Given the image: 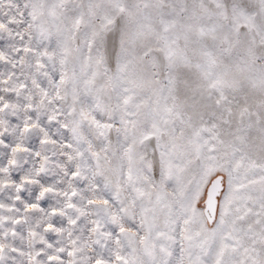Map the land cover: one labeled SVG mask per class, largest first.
Instances as JSON below:
<instances>
[{
	"label": "snow or ice",
	"instance_id": "6c2138e0",
	"mask_svg": "<svg viewBox=\"0 0 264 264\" xmlns=\"http://www.w3.org/2000/svg\"><path fill=\"white\" fill-rule=\"evenodd\" d=\"M71 2L56 0L50 5L47 0H28L27 21L23 11L18 10L16 16L0 20V32L12 35L8 25L18 23H25L29 29L27 40L25 33H15L23 42L16 51L30 58L34 77L39 74L48 79L47 87L36 78L32 84L41 100L51 106L49 126L55 121L68 133L69 139L60 144L65 155L68 159L78 157L71 172L66 173L70 191L66 190L64 196L69 201L84 199L78 197L76 183L86 179L87 205L93 209L83 213L89 219V231L96 235L97 243L101 239L112 241L110 260L98 255L90 257L89 264H264V161L251 162L243 138L226 140L216 121L194 127L186 143L182 142L183 128L192 125V118L186 115L185 103L175 95L172 69L180 53L175 40L166 35L167 25L157 34L169 73L164 85L150 81L137 70V63L145 61L130 54L129 46L147 34L150 23L137 21L126 0H113L111 10L100 17L99 23L91 22V0L74 5L73 11L76 7L80 10L72 16L55 11L67 8ZM4 7L19 8L14 0H0V9ZM148 19L144 17V21ZM53 38L55 47L45 45ZM109 49L115 53V71L108 67ZM151 56L145 48L144 57ZM4 59L5 52L0 49V60ZM49 64L55 66L58 78L53 79L47 72ZM198 67L208 83L199 92L197 104L208 106L212 99L209 85L219 92L215 103L224 104L227 98L222 91V74L210 71L211 64ZM260 77L264 79V70H260ZM146 84L151 87L146 89ZM82 97H91L92 103ZM6 109V104H0V111ZM21 131L24 135L37 134L36 147L21 146L37 162L46 155L41 145L58 143L39 119L28 117ZM164 136L168 137L166 141ZM153 143V151L158 153L155 161L146 151ZM0 145L9 148L10 153L18 150L2 138V133ZM16 163L10 158L0 166V174L10 175V167ZM29 182L38 186L35 196L30 202L22 201L20 196L17 199L25 208L55 218L57 210L48 198L53 187L39 180ZM17 190H22L19 184ZM67 207L76 204L70 202ZM101 212L115 232L103 231ZM250 216L255 220L248 223ZM20 222L18 218L16 223ZM68 222L75 225L78 220L70 217ZM55 227L49 223L45 231ZM11 235L14 237L16 232L13 230ZM6 242L7 237L0 240V254H6ZM177 244L179 255L173 257ZM60 252L74 257L72 246ZM20 254L28 256L27 264H37L30 253ZM47 259L49 264L56 260L65 264L61 256L49 255ZM69 264H75V260Z\"/></svg>",
	"mask_w": 264,
	"mask_h": 264
},
{
	"label": "rangeland",
	"instance_id": "374dc122",
	"mask_svg": "<svg viewBox=\"0 0 264 264\" xmlns=\"http://www.w3.org/2000/svg\"><path fill=\"white\" fill-rule=\"evenodd\" d=\"M47 2L52 5L56 3V0H47ZM91 2L94 12L91 22L99 23L100 17L111 10L113 0H91ZM14 3L18 5L19 8L4 7L0 9V20L7 21L10 15L16 16L17 11L22 10L23 19L27 21L29 9L25 7V4L28 3V0H14ZM81 3L87 4L88 0H72L67 8L55 9V11L63 12L66 16H72L80 10L79 7H76L75 11H73V6L80 5ZM126 3L131 10L132 16L137 21L150 23V30L147 34L141 40L129 46L130 54L140 56L144 59V63H137V70L143 72L150 81L162 82L164 85L168 82L169 73L168 69L164 66L166 61L161 55V45L157 40V34L162 32L165 25L168 27L166 35L169 39L175 40V47L179 53L182 47V40L203 45V48L198 49L204 54V56H200L203 58V61L198 62L196 66L193 64V66H190V59L188 58H190L189 56H193L190 49L194 47L190 46L189 49V46H186L184 47L186 48V54H182V58L185 56V59L183 58L184 61L179 57L172 69V75L175 79V95L177 93L176 96L178 98L181 96L179 99H182L181 101L186 104V115L192 118V125L183 128L184 140L182 142L186 143L187 137L192 134L194 127L202 126L203 124H211L213 121H216L221 124L220 131L226 140H232L236 136L243 138L246 154L251 162L259 163L264 161V142L262 144V142L257 139L259 138V132L261 133L264 127L263 121L260 120L264 116V79L260 77V70H264V12L257 15V13L260 12L258 10L261 1L126 0ZM242 11L256 16L255 21L259 24L256 30L248 29L249 25L245 20L240 18L236 20V16H241ZM144 17H148V21H144ZM17 19H20V17L17 16ZM215 19L217 20L216 24L214 22ZM119 23L120 21H118V25ZM8 27L11 29L12 35L6 32H0V49L5 52L6 56V59L0 60V104L7 105L6 110L0 111V133H2V138L10 146H16L18 150L17 152L10 153L9 148L0 145V166L6 165L10 158L17 162L14 167H10V175L8 173L0 174V176H2V178H0V204L3 205V208H0V240L7 237V242L4 244L6 254H0V256H2V258H0V264H27L28 256L21 255V252L25 254L30 253L36 258L37 264H49L47 259L49 255L61 256L65 264H69L72 259L75 260V264H89V258H95L98 255L102 256L105 261H108L112 255V241L101 239L99 243H97L96 235L89 231V219L83 214L85 209L93 211V209L87 205V197L89 196V192L87 191L88 181L85 179L76 183L78 197H83L84 199L78 198L75 201H69L64 196L66 190L70 191V181L66 173L71 172L78 157L68 159L65 155V150L60 147V144L69 139L68 133L63 132V129H60L55 121L49 126V108L51 106L41 100L38 89L32 84V80L36 78L40 80L43 86L47 87L48 79L39 74H36L34 77V69L30 67V58L27 55L22 56L16 51L17 47L23 42L15 37V33H25L24 39L27 40L29 29L26 27L25 23L10 24ZM221 27L223 32H221L222 30L220 31ZM225 31H228V40ZM32 37L33 42H35V32L32 33ZM226 41H228L229 44L232 43V45H234L232 47H244L243 51L245 52L241 50L242 47L236 48L237 50H231L233 55L236 52L242 56L238 58V61H242L237 68L236 65L232 64L226 65L227 68L225 64L223 65V62H219L221 61L219 60V56H223L226 54L225 52H228L227 50L229 47L225 45L222 46V43ZM78 42L79 41H77V43ZM45 45L55 47V38H53L51 44L45 41ZM145 48L152 53L151 57H144ZM225 48H227V50ZM109 51L111 52V56L108 67L112 71H115V53L112 52L111 49H109ZM153 59L155 60L154 63L152 62ZM187 59L189 61H187ZM208 64L212 66L210 71L222 74L224 81L222 90L227 99L224 104L217 105L213 99L219 95V92L216 93L214 90L210 91L211 86L209 85L208 88L210 90H208L212 92V100L208 101L207 107H202L196 103L197 99L200 101V97L196 95V93L199 94V92L204 89L203 87L207 80L204 78V72H202L201 67H199L200 70L197 68L198 65L206 66ZM186 66L191 67V73L189 72L190 70L187 72L188 69L186 68L189 67ZM220 67H224L225 69L222 68V70H220ZM240 67L245 70L243 71L242 69L241 71ZM181 68H183L184 71H182ZM180 69L182 72H186V75L187 73L189 74L185 77L188 79V82L186 80V82L184 81L185 84H183L184 82L182 83V81L179 83L181 80L179 77L182 76L180 75ZM192 69L198 71L197 74L200 78L197 74L195 75ZM47 72L53 79L58 78L53 64L48 65ZM222 72H225L224 76ZM241 72H244L243 74L245 75ZM189 79H194L192 84H190L191 80ZM204 79L205 82L203 81ZM196 80L197 82H195ZM245 81L250 85L247 86L245 83L247 90H245V88L243 89ZM198 82L200 83V86H198L200 88L196 85V83L199 85ZM201 82L204 84L203 86ZM176 85L178 87H176ZM185 85H188L191 91L188 89V86ZM145 87L146 89L150 88L151 84H146ZM179 87L183 88V90L187 89V91H183ZM192 87L197 88H193L195 89L194 91ZM248 87H250V89H248ZM237 89L239 93H237ZM230 92L237 93V96L235 93L232 94ZM178 93L180 94L178 95ZM193 93L195 94L193 95ZM248 93H250V97H248ZM186 94H189V96ZM252 95L259 96L253 97ZM190 96L191 98L193 97V100ZM186 97L190 98V102L188 98L186 101ZM82 99L88 104L92 103L91 97H82ZM255 100H259V103ZM261 100L263 104L260 102ZM186 102L190 104L188 105ZM255 102H257V105ZM194 106H196V108ZM209 106L211 109H209ZM56 107H58V105H56ZM29 108L32 110L29 111ZM244 115L247 118H245L246 121L243 123L241 120ZM260 115L263 116L261 117ZM28 117H31V120L39 119V121L48 128L49 135L58 142L55 145L40 146L42 154L46 151V155L39 162L34 159L31 152H24L21 150L22 145L34 148L37 143L35 138L37 135L36 133L27 135L22 134L21 129ZM60 118L62 119L63 117L61 116ZM233 122L236 123V125L232 126ZM255 124L258 127L260 124V127L258 128ZM262 125L263 127L261 128ZM239 127L241 128L239 129ZM253 129H256L258 132ZM252 132L254 133L252 134ZM245 134L247 135L246 137ZM177 137L179 141V127L177 129ZM167 139V136L163 137V140L166 141ZM113 140L115 141V136H113ZM72 143L75 144V140H73ZM81 147L83 148L84 146L82 145ZM154 148L155 143L150 145L146 151L148 157L155 161L158 160V153L153 151ZM38 172H40L39 175L37 174ZM156 179H159L158 172L156 173ZM35 180H39L53 187L54 191L49 193L48 198L52 206L57 210L55 218L50 217L44 212L24 207L22 201L30 202L31 198L36 194L37 184L29 182ZM17 184L21 186V191L17 190ZM257 187H259V185H257ZM18 196L22 198V201L17 199ZM70 202L75 203L76 207L68 208L67 204ZM81 205L84 207H80ZM249 206H251V201L249 202ZM100 216L103 217L104 220L103 231L115 232L113 225L108 221V217L104 215L103 212L100 213ZM70 217L76 218L78 222L75 225L70 224L68 222ZM18 218L21 222L17 224L16 220ZM91 218L95 219L96 217L93 215ZM253 220H255V217L250 216L247 222L251 223ZM49 223L55 224L56 227L45 231ZM13 230L16 232L14 237L11 235ZM71 241H75V245H70ZM48 245H51V247ZM69 246L73 247V258H69L66 254H61L60 252L62 248H67ZM12 248L19 251H11L10 249ZM179 251V244H177L173 252V257H177ZM38 253L39 255H37ZM51 264H61V261L56 260L51 262Z\"/></svg>",
	"mask_w": 264,
	"mask_h": 264
},
{
	"label": "bare ground",
	"instance_id": "6f19581e",
	"mask_svg": "<svg viewBox=\"0 0 264 264\" xmlns=\"http://www.w3.org/2000/svg\"><path fill=\"white\" fill-rule=\"evenodd\" d=\"M260 1H261V5H260V8H259V10H258V11H260V12H258L257 15L261 14V12H264V0H260ZM241 14H242L241 16H236V20L239 19V18L245 20L246 23L249 25L248 29L250 28V29H252V30H256V29L258 28L259 24L257 23V21H255L256 16H254V15L251 14V13L244 12V11H242ZM214 22H215V24H216V23H217V20L215 19ZM215 24H214V25H215ZM223 29H224V28H223ZM221 30H222V27H221L220 31H221ZM221 32H223V30H222ZM225 32H226V37H227V32H228V31H225ZM227 40H228V37H227ZM188 43H189V44H188ZM181 45H182L181 50H180V54H181L180 57H181V59H183V58L185 59V56H183V58H182V54H186V53H185V52H186V51H185L186 48H184V47L189 46V49H190V46H191V47H194V48H191V49H190V52L193 53V56H192V57L189 56L190 58H188V59H190V62H189V63H190V66H191L192 64L196 66V64H197L198 62L203 61V58H201L200 56H204V54H203L202 51L198 50V49L203 48V45H202V44H194V43H190V42H186V41L182 40V41H181ZM224 45H225L226 47H229L228 50H227V48H225L228 52H225L226 54L223 55V56H219L220 59H219V58H218V59L221 60V61H219V62H223V65L225 64V66H226V65L228 66V64L236 65V68H237V67L240 65L241 61H242V60L238 61V58H240V57H242V56H240V54H238V53H236V52H235V54L233 55V53H232L231 50H234V49H236V48L238 49V48H241V47H242L241 50L243 51V48H244V47H243V46L232 47V46H234V45H232V43L229 44L228 41L223 42V43H222V46H224ZM204 46H205V43H204ZM216 48H217V47H216ZM217 49H218V48H217ZM237 49H236V50H237ZM222 50H224V49H222ZM241 50H240V51H241ZM216 51H217V50H216ZM217 52H218V51H217ZM243 52H245V51H243ZM243 52H242V53H243ZM222 53H223V52H222ZM246 53H247V52H246ZM247 55H248V54H247ZM187 57H188V56H187ZM243 58H244V57H243ZM184 59H183L182 61H184ZM188 59H187V61H189ZM209 61H210V60H209ZM193 65H192V66H193ZM199 65H200V64H199ZM201 65H202V63H201ZM203 65H204V64H203ZM182 66H183V64H182ZM227 66H226V67H227ZM184 67H185V64H184ZM186 67H189V66H186ZM241 67H243V66H241ZM241 67H240V68H241ZM192 68H193V67H192ZM222 68L225 69L224 67H222ZM222 68L220 67V70H222ZM227 68H228V67H227ZM240 68H239V69H240ZM181 69H182V71H184L183 68H181ZM181 69H180V75H182V76L179 77V79L181 78V80L179 81V83H181V81H182V83H183L185 80L187 81L188 79H186L185 77H186L187 75H189L188 73H187V75H186V72H185V73L182 72ZM186 69H188L187 72L190 70L189 72L191 73V67L186 68ZM186 69H185V70H186ZM194 69H196V68H194ZM194 69H192V71H194V73H195V75H196V74L198 73V71H197V70L195 71ZM197 69L200 70L199 67H198ZM242 69H243V71L245 70L244 68H241L240 70L242 71ZM209 70H210V69H209ZM232 70H233V69H232ZM240 70H238V71H240ZM178 71H179V70H178ZM224 71H225V70H224ZM238 71H237V72H238ZM202 72H203V71H202ZM213 72H214V71H213ZM220 72H221V71H220ZM235 72H236V71H235ZM199 73H200V72H199ZM222 73H223V76H224V75H225V74H224L225 72H222ZM241 73L243 74L244 72H241ZM192 74H193V73H192ZM192 74H190V75H192ZM193 75H194V74H193ZM203 75H204V74H203ZM243 75H245V74H243ZM197 76H198V74H197ZM197 76H196V77H197ZM204 76H205V75H204ZM204 76H203V77H204ZM188 77H189V76H188ZM192 77H193V76H192ZM198 77L200 78V76H198ZM242 77H243V76H242ZM244 77H245V76H244ZM189 78H190V77H189ZM194 78H195V77H194ZM204 78H205V77H204ZM179 79H177V80H179ZM191 79H192V78H191ZM191 79H189V80H191ZM196 79H197V78H196ZM201 79H202V77H201ZM201 79H200V80H201ZM245 79H246V78H245ZM245 79H244V80H245ZM193 80H194V79H193ZM193 80H191V83H190V84H192ZM197 80H198V79H197ZM197 80H196L195 82H197ZM186 81H185V82H186ZM198 81H199V80H198ZM203 81L205 82V79H204ZM203 81H202V82H203ZM246 81H247V80H246ZM246 81L244 82V87H243V89L245 88V90H247V87H245V83H246ZM185 82H184L183 84H185ZM187 82H188V81H187ZM202 82H201V84H202ZM241 82H242V81H241ZM247 82H248V81H247ZM176 83H177V82H176ZM198 83H199V82H198ZM206 83H207V82H206ZM206 83H205V85H206ZM194 84H195V83H194ZM194 84H193V86H194ZM246 84H247V86H250V85H248V83H246ZM181 85H182V84H181ZM196 85H197V87H198V86H200V83H199V85L196 83ZM203 85H204V84H202V86H203ZM205 85H204V87H205ZM185 86H188V85H185ZM202 86H201V87H202ZM176 87H178V86L176 85ZM197 87H192V89H193V88L196 89ZM204 87H203V88H204ZM179 88L183 90V88H181V87H179ZM185 88H186V87H185ZM189 88H190V87L188 86V89H189ZM198 88H200V87H198ZM176 89H177V88H176ZM195 89H193V90L195 91ZM208 89H209V88H208ZM248 89H250V87H248ZM182 90H180V91H181V92H183V91H185V90L187 91V89H184L183 91H182ZM189 90H190V89H189ZM199 90H200V89H199ZM209 90H210V89H209ZM212 90H214V92L216 91L215 89H213V88L211 87V90H210V91H212ZM241 90H242V88H241ZM176 91H179V90H176ZM190 91H191V90H190ZM194 91H193V92H194ZM210 91H209V92H210ZM222 91H223V90H222ZM237 91H238V89H237ZM259 91H260V90H259ZM188 92H189V91H188ZM235 92H236V91H235ZM235 92H233V93H235ZM247 92H248V91H247ZM211 93H212V92H211ZM216 93H218V92L216 91ZM230 93H232V92H230ZM233 93H232V94H233ZM237 93H239V91H238ZM237 93H235L236 96H237ZM243 93H244V92H243ZM243 93H242V94H243ZM179 94H180V93H178V95H179ZM183 94H184V93H183ZM183 94H182V95H183ZM194 94H195V93H193V95H194ZM214 94H215V93H214ZM214 94H213V95H214ZM227 94H229V93H227ZM245 94H246V93H245ZM252 94H253V93H252ZM254 94H255V93H254ZM258 94H259V92H258ZM176 95H177V93H176ZM186 95L189 96V94H186ZM186 95H185V96H186ZM190 95H191V93H190ZM193 95H192V96H193ZM196 95H199V94L196 93ZM196 95H195V96H196ZM235 95H234V96H235ZM248 95H249L248 97L251 96L250 93H248ZM262 95H263V94H262ZM214 96H215V95H214ZM216 96H217V94H216ZM236 96H235V98H236ZM239 96H240V95H239ZM252 96H253V95H252ZM255 96H257V95H255ZM255 96H253V97H255ZM258 96H259V95H258ZM258 96H257V97H258ZM199 97H200V96H199ZM248 97H246V98H248ZM257 97H256V98H257ZM179 98H181V96H179ZM182 98H183V96H182ZM187 98H188V97L185 98L186 101H187ZM190 98H191V96H190ZM190 98H188V99H189V102H190ZM192 98H193V97H192ZM192 98H191V99H192ZM196 98H197V97H196ZM196 98H195V99H196ZM244 98H245V97H244ZM256 98H255V99H256ZM257 99H259V98H257ZM260 99H261V98H260ZM179 100H182V99H179ZM192 100H193V99H192ZM211 100H212V99H211ZM213 100H215V99H213ZM197 101H199V100L197 99ZM197 101H196V103H197ZM255 101H257V100H255ZM193 102H194V101H193ZM214 102H215V101H214ZM242 102H243V101H242ZM253 102H254V100H253ZM257 102L259 103V100H258ZM257 102H255L256 105H257ZM260 102L262 103V100H261ZM186 103H187V102H186ZM207 103H208V102H207ZM187 104L189 105L190 103H187ZM192 104H193V103H192ZM210 104H211V103H210ZM212 104H213V102H212ZM262 104H263V103H262ZM262 104H261V105H262ZM185 105H186V104H185ZM190 106H191V105H190ZM196 106H197V104H196ZM196 106H194V107L196 108ZM199 106H200V105H199ZM252 106H253V105H252ZM263 106H264V104H263ZM185 107H186V106H185ZM192 107H193V105H192ZM214 107H215V106H214ZM261 107H262V106H261ZM215 108H216V107H215ZM257 108H258V107H257ZM209 109H211L210 106H209ZM217 109H218V108H217ZM256 110H257V109H256ZM212 111H213V110H212ZM219 111H220V110H219ZM219 111H218V112H219ZM258 112H259V111H258ZM255 115H256V114H255ZM260 116H261V115H260ZM262 116H263V115H262ZM262 116H261V117H262ZM245 118H247V117L244 115L243 119L241 120V121H243V123L246 121ZM257 118H258V117H257ZM260 120L263 121V124H264V116H263V118H261ZM260 120H259V121H260ZM249 122H251V121H249ZM255 122H256V121H255ZM237 123H238V122H237ZM239 123H240V122H239ZM241 124H242V123H241ZM246 124H247V123H246ZM257 124H258V123H257ZM234 125H236V123L233 122L232 126H234ZM238 125H239V124H238ZM255 125H256V124H255ZM256 126H257V125H256ZM257 127H258V126H257ZM257 127H256V128H257ZM259 127H260V124H259ZM259 127H258V128H259ZM262 127H263V125L261 126V128H262ZM240 128H241V127H239V129H240ZM254 128H255V127H254ZM232 129H233V128H232ZM232 129H231V130H232ZM234 129H235V128H234ZM235 130H236V129H235ZM253 130H254V129H253ZM258 130H259V129H258ZM254 131H257V130L255 129ZM259 131H261V130H259ZM250 132H251V131H250ZM257 132H258V131H257ZM257 132H256V133H257ZM253 133H254V132H252V134H253ZM256 133H255V134H256ZM257 134H258V133H257ZM246 136H247V135L245 134V137H246ZM251 136H252V135H251ZM257 136H258V135H257ZM254 137H255V135H254ZM255 138H256V137H255ZM257 139H259V140L262 142V144H263V142H264V127H263L262 132H261V133L259 132V138H257ZM257 141H258V140H257ZM260 141H259V142H260ZM263 146H264V145H263Z\"/></svg>",
	"mask_w": 264,
	"mask_h": 264
}]
</instances>
